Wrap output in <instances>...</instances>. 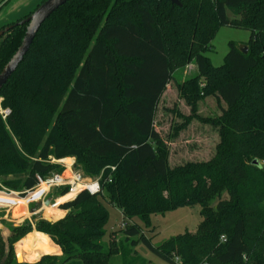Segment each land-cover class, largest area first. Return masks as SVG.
<instances>
[{"label": "trees", "instance_id": "trees-1", "mask_svg": "<svg viewBox=\"0 0 264 264\" xmlns=\"http://www.w3.org/2000/svg\"><path fill=\"white\" fill-rule=\"evenodd\" d=\"M178 1L71 0L40 26L0 90V107L10 111L0 115V176H23L4 182L21 192L35 187L37 175L59 172L50 157L75 158L85 178L103 172L102 192L78 193L60 205L68 213L57 222L10 229L7 249L0 235V264H26L12 246L33 230L36 246L30 235L18 259L22 250L55 251L42 233L62 254L31 264H110L118 250L115 241L102 245L107 204L126 221V241L140 234L136 219L148 227L154 214L200 207L194 232L159 247L139 238L166 264L174 256L179 264H264V0ZM227 26L250 32L248 52L230 44L223 66H211L203 53ZM25 28L0 38V72ZM191 61L198 75L178 87L191 114L172 137L196 120L215 128L219 142L210 160L171 168L154 119L171 71ZM209 97L225 105L214 120L197 115ZM67 193L62 187L55 197Z\"/></svg>", "mask_w": 264, "mask_h": 264}, {"label": "rangeland", "instance_id": "rangeland-1", "mask_svg": "<svg viewBox=\"0 0 264 264\" xmlns=\"http://www.w3.org/2000/svg\"><path fill=\"white\" fill-rule=\"evenodd\" d=\"M43 1L44 0H0L1 5L8 2L0 9V30L28 17ZM249 36L250 32L243 28L240 29L229 26L220 27L212 39L209 48L203 53V55L209 58L211 66L221 67L224 64V59L229 51V45L234 44L239 49L249 41ZM197 75V67L193 61L181 69H174L171 71V80L166 86V91L160 99L155 114V130L159 136L162 137L167 145L168 151L170 152L168 164L171 168L184 165L186 162L210 160L214 156L215 146L219 142V135L215 128L196 120H193L183 131L179 132L177 137H172L175 127L184 123L183 117L191 114L190 107L185 103V100L180 97L178 87L181 86L183 82L196 78ZM222 108H225L223 103H218L215 97H209L198 102L197 115L202 118L214 120L221 115ZM35 158L36 156L33 158L28 157L27 160L33 161ZM73 160L74 163L72 165L74 166L75 158ZM48 162L60 166L59 172L53 174H62L64 177H68L69 170L64 167L65 163L58 164V162L52 157L48 159ZM70 162L72 163V160H70ZM261 164L264 166V162ZM23 178V176L15 174L0 176V189H7L11 192H20L15 188L6 186L4 182L17 179L23 180ZM59 190L60 189L57 188L52 189L47 198L55 196ZM59 205L60 201H57L56 207H51L47 204L45 206L47 208L41 207L38 210L39 212H32V210L36 208V204L30 203L26 206L25 201H19V204L11 210L0 208V224L6 227L8 231L26 223H31L34 226L38 220L45 221L47 218H58L60 215H55L53 217L51 210L55 211ZM106 208L109 219L105 226L106 233L102 239V245L105 246V250H108L111 236V241H115L116 246L113 247L118 250V254L110 258V264H166L156 255L154 256L139 238L144 236L149 240L150 245L153 247H159L163 243L169 241L172 237L184 234L186 231L194 232L197 225L202 220L199 206L178 208L163 215L154 214L150 217V224L148 227H145L140 220L136 219L135 223L139 226L140 234L139 236L130 238L126 241L123 233V230L126 227L124 225L126 221L122 218V215H120L117 208L108 204L106 205ZM67 213L68 212L66 211L64 217H66ZM47 221L57 222L59 219L55 221ZM128 223L129 225L131 224L130 222ZM31 232L36 231L33 230ZM37 233L38 232L34 234L37 235ZM9 235L11 234L9 233ZM25 237L14 242L12 246L14 249V256L19 252L17 244H20ZM36 240H34L35 246ZM131 241H135V244H131ZM48 252L54 253L55 251L48 250ZM41 253L42 250H22L19 253V261L22 263L26 261H34L41 255ZM173 259L175 260V264H179L177 257L174 256Z\"/></svg>", "mask_w": 264, "mask_h": 264}, {"label": "built area", "instance_id": "built-area-1", "mask_svg": "<svg viewBox=\"0 0 264 264\" xmlns=\"http://www.w3.org/2000/svg\"><path fill=\"white\" fill-rule=\"evenodd\" d=\"M10 114L9 110L1 109L0 115L5 119ZM69 170L68 177L62 174H52L44 179L36 176L37 183L35 187L23 192H11L7 189H0V208L11 210L19 204V201H25L26 206L30 203L40 205L44 208L45 199H47L52 189H60L68 187V193H76L75 197L80 192H87L89 195L100 194L102 192V175L103 172L95 178H85L82 173L74 169L73 165H64ZM116 168L110 167L113 172ZM74 197V198H75ZM57 201L51 199L50 206L56 207ZM39 212V211H37ZM224 241V238H221Z\"/></svg>", "mask_w": 264, "mask_h": 264}, {"label": "water", "instance_id": "water-1", "mask_svg": "<svg viewBox=\"0 0 264 264\" xmlns=\"http://www.w3.org/2000/svg\"><path fill=\"white\" fill-rule=\"evenodd\" d=\"M71 0H44L39 7L32 12L28 17H25L24 20L17 22L13 25H9L8 27L0 30V38L7 34L10 29L16 27V26H24L26 25V32L24 35V38L19 45L20 47L18 50L14 53V55L9 59V63L2 69L0 72V90L1 88L9 81L10 76L16 71L18 66L22 63L23 59L25 58L26 54L31 48V44L36 36V34L39 31L40 26L48 19L50 18L53 13L60 8L61 6L65 5L66 3L70 2ZM170 2L179 7L181 6L180 2L178 0H170ZM239 52L241 54H246L248 52V48L246 45H243V47H240ZM253 164L258 165L257 161H253ZM51 199L47 198L45 200V205H50ZM41 208L40 205H37L35 209L32 210V212H36ZM0 235L3 238V241L5 243V247L7 249L8 247V237L9 231L6 227L0 224ZM16 261L18 262V254H16Z\"/></svg>", "mask_w": 264, "mask_h": 264}, {"label": "crops", "instance_id": "crops-1", "mask_svg": "<svg viewBox=\"0 0 264 264\" xmlns=\"http://www.w3.org/2000/svg\"><path fill=\"white\" fill-rule=\"evenodd\" d=\"M65 160H72V163H71V165L74 163V160L73 159H71V158H65V159H60L59 161H57L58 162V164H63L64 163V161ZM69 194H66V195H64V196H61L60 198H56L55 196H52V197H50V199H52V200H55V201H60V205H62V204H64V203H66V202H69V201H71V200H73V198L72 199H65V197L66 196H68ZM60 205L58 206V208L54 211V210H51L52 211V215H53V217L55 216V215H60V216H58V218H47V220H49V221H55V220H57V219H61V218H63L64 217V215L66 214V211L65 210H62V209H60ZM44 208H47V207H44ZM44 212V211H43ZM41 214V213H40ZM34 233H36V232H30V234L29 235H27L22 241H24L26 238H28L30 235H32L33 236V239L34 240H36V237H37V235H35ZM39 234H41V233H39ZM41 235H43V236H46L47 238H48V240H49V242H50V244L51 245H49L48 244V246L49 247H51V248H54L55 249V252L54 253H52V254H46L47 256H56V257H60L61 256V249L60 248H58L56 245H54L53 243H52V241L50 240V238L45 234H41ZM110 240H111V236H110ZM37 241V240H36ZM17 245H19V243L17 244ZM18 247V246H17ZM16 247V248H17ZM18 250V249H17ZM46 255H40L36 260H34V261H31V262H23V263H26V264H31V263H36V262H38L42 257H46Z\"/></svg>", "mask_w": 264, "mask_h": 264}, {"label": "bare ground", "instance_id": "bare-ground-1", "mask_svg": "<svg viewBox=\"0 0 264 264\" xmlns=\"http://www.w3.org/2000/svg\"><path fill=\"white\" fill-rule=\"evenodd\" d=\"M64 163H65V165H67V166L71 165L70 160H65ZM75 194H76V193H70L68 196L65 197V199H72L73 197H75ZM18 256H19V255H18ZM18 261H19V259H18Z\"/></svg>", "mask_w": 264, "mask_h": 264}]
</instances>
